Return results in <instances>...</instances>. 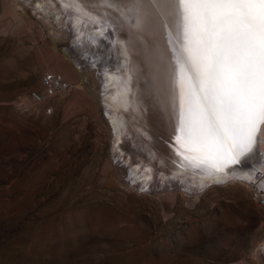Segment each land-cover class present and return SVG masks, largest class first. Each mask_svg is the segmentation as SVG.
I'll return each instance as SVG.
<instances>
[{"label":"rangeland","instance_id":"374dc122","mask_svg":"<svg viewBox=\"0 0 264 264\" xmlns=\"http://www.w3.org/2000/svg\"><path fill=\"white\" fill-rule=\"evenodd\" d=\"M27 1L0 0V264H264V193L251 185L264 179V146L229 168L254 179L202 185L174 169L175 118L156 113L163 99H136L116 135L109 113L120 109L107 100L115 84L76 58L82 48L98 53L88 34L113 46L124 31L75 0ZM59 2L58 21L36 7ZM123 19L143 38L137 56L147 62L148 43L150 70L172 76L166 30ZM47 71L70 88L43 116L28 92Z\"/></svg>","mask_w":264,"mask_h":264},{"label":"snow or ice","instance_id":"6c2138e0","mask_svg":"<svg viewBox=\"0 0 264 264\" xmlns=\"http://www.w3.org/2000/svg\"><path fill=\"white\" fill-rule=\"evenodd\" d=\"M166 30L175 153L222 173L257 156L264 131V0H138Z\"/></svg>","mask_w":264,"mask_h":264},{"label":"bare ground","instance_id":"6f19581e","mask_svg":"<svg viewBox=\"0 0 264 264\" xmlns=\"http://www.w3.org/2000/svg\"><path fill=\"white\" fill-rule=\"evenodd\" d=\"M75 1L78 2L80 5L73 4L72 7L83 10V11H87L97 17L107 18L109 21L110 20L112 21L110 22L111 25L115 24L116 26L120 28V33L122 32V30L124 31V35L121 34V37L119 39H116L117 37H115V39L111 37L113 41V46L111 42L110 44H108V42H105L104 39L101 37L95 38V34H88V36L92 39V42H94L95 46L97 47L96 50L98 51V53L96 55L90 54V53L86 55V52L88 51L87 50L88 48L86 47L87 49H83V48L79 49L80 54L78 58H76L77 61L80 63L85 62L94 67H97L98 70L101 69L102 70L101 72H105L108 74L109 82L110 83L112 82L113 84H115L116 89H117L115 100H113L114 99L113 96H110L109 99H107L109 101L110 106H116L120 109L118 111L109 113V117L112 121L115 134L116 135L121 134L122 131H125V128H126L124 127L126 123L125 122L126 119L123 114V109H126L130 105H132L136 99L141 101L140 99H142L143 97H146V98L147 97L149 98L158 97L159 99H163L162 104L158 106V111L159 110L160 111L156 112L159 114L158 117L162 118V120H164V118L166 120L174 119L175 117H174L173 108H172V98L170 96V84L172 81V76L169 75L170 73L167 75L165 74L158 75L156 73H153L150 70L149 67L156 61L157 58L156 56H154L152 53L148 51L149 50L148 49L149 47L147 46L148 43L144 42V40L143 42L144 44L146 43L145 44L146 50L142 49V51L147 54V57H146L147 62L145 58H142L144 59L143 61H145L146 64L144 65V62L142 61L143 67H139V63H137V60L139 59L142 60L141 57L143 56L139 58L136 52L137 51L139 52L138 50L139 45L142 43L141 39L143 38L139 37L138 30L135 31L136 29H134L133 31L132 29H130L129 25L127 26L126 23H124L123 21L124 20L123 18H125V20H127L129 23L137 25L139 24V19L142 20L140 11L133 7L138 2V0H75ZM27 2L29 4H32L34 1L28 0ZM45 4L37 3L36 5L37 10L42 13L51 12L55 20L58 21V19L61 17L64 11V7L59 2L61 6L59 5L58 9L50 11V9L47 8V4L46 5ZM66 4H63V5H66ZM128 11L133 15L132 17L135 18L134 21L130 19L131 14L129 15ZM72 19H73L74 25L77 26L79 24V21H77V19L75 18H72ZM143 21H146V20H143ZM96 33L98 34V32ZM115 34L117 35L118 33H115ZM111 38L109 37V40ZM86 42L87 40L83 44L88 46ZM81 45L82 43L80 41L79 43L76 44L77 47L79 46L81 47ZM171 58H172V54L168 57L167 56L164 57L163 59L168 63V65L172 67L173 60ZM167 69L170 72V69L169 68ZM105 80H107V78ZM259 135H260L259 147H263L264 146V131H262ZM174 169L179 172L185 171L188 174L195 176L193 179L195 180V183L202 184V185L212 184L214 182H222V181L231 180V179L251 180V179H254L255 177L253 175L254 170H239V169H234V168L227 169L225 172H222V173L218 172V173L209 174L199 169H192V168L184 166L181 159L179 162H177L174 165ZM147 173H145L143 177L144 180H147L150 177V175ZM174 173H177V172L174 171ZM251 185L255 189L259 191L261 190L264 193V179L259 183L260 189L257 188L255 184L253 185L251 183Z\"/></svg>","mask_w":264,"mask_h":264},{"label":"built area","instance_id":"2783aa9c","mask_svg":"<svg viewBox=\"0 0 264 264\" xmlns=\"http://www.w3.org/2000/svg\"><path fill=\"white\" fill-rule=\"evenodd\" d=\"M70 88V84L57 72L47 71L41 75V88L29 90L31 107L43 116L53 113V101ZM264 199V198H261Z\"/></svg>","mask_w":264,"mask_h":264}]
</instances>
